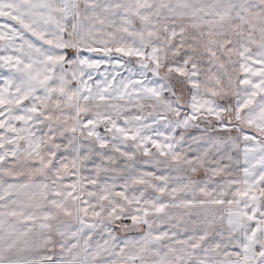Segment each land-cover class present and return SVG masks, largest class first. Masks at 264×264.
Instances as JSON below:
<instances>
[{"label": "snow or ice", "instance_id": "1", "mask_svg": "<svg viewBox=\"0 0 264 264\" xmlns=\"http://www.w3.org/2000/svg\"><path fill=\"white\" fill-rule=\"evenodd\" d=\"M0 264H264V0H0Z\"/></svg>", "mask_w": 264, "mask_h": 264}]
</instances>
